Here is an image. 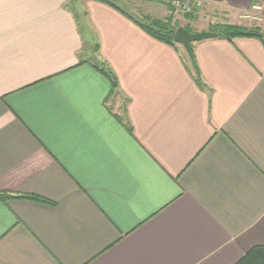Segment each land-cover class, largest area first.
Listing matches in <instances>:
<instances>
[{
    "label": "crops",
    "instance_id": "obj_1",
    "mask_svg": "<svg viewBox=\"0 0 264 264\" xmlns=\"http://www.w3.org/2000/svg\"><path fill=\"white\" fill-rule=\"evenodd\" d=\"M117 1L0 0V264H236L264 246V0L173 15L261 7L191 55L141 28L166 0Z\"/></svg>",
    "mask_w": 264,
    "mask_h": 264
},
{
    "label": "trees",
    "instance_id": "obj_2",
    "mask_svg": "<svg viewBox=\"0 0 264 264\" xmlns=\"http://www.w3.org/2000/svg\"><path fill=\"white\" fill-rule=\"evenodd\" d=\"M116 7L111 0H99ZM178 24L173 22L172 17L164 20H152L143 22L141 28L151 37L167 44L174 45L173 34ZM211 32L218 37L232 38L234 36L260 37L258 27H247L243 25L221 24L211 28ZM190 32V31H189ZM236 264H264V246H255L250 249Z\"/></svg>",
    "mask_w": 264,
    "mask_h": 264
},
{
    "label": "built area",
    "instance_id": "obj_3",
    "mask_svg": "<svg viewBox=\"0 0 264 264\" xmlns=\"http://www.w3.org/2000/svg\"><path fill=\"white\" fill-rule=\"evenodd\" d=\"M166 3L176 13L195 17L197 16V12L208 3V0H166ZM260 10L261 7L259 5H252L248 11L240 14V18L260 21L258 15Z\"/></svg>",
    "mask_w": 264,
    "mask_h": 264
},
{
    "label": "rangeland",
    "instance_id": "obj_4",
    "mask_svg": "<svg viewBox=\"0 0 264 264\" xmlns=\"http://www.w3.org/2000/svg\"><path fill=\"white\" fill-rule=\"evenodd\" d=\"M128 1V2H127ZM119 6L125 8L124 5H126V3H129V10L131 11V1L130 0H119L117 1ZM168 10H167V16L168 17H172L173 15H180V16H185V17H189L190 19L192 20H198L199 18V11L202 9H200L198 12H197V16L195 17H192V16H189V15H185V14H180V13H176L174 12L169 6L167 7ZM203 10V9H202ZM169 12V13H168ZM217 19H209L207 22H200L199 24H196V27H200L201 25H208V26H211L212 24H216L218 23V25H221V24H224V23H227V24H231V25H243V26H247V27H257L258 24H259V21H254V20H247V19H242L240 18V15H233V16H217L215 17ZM261 26V24H259ZM192 30H197L195 29V27L192 29Z\"/></svg>",
    "mask_w": 264,
    "mask_h": 264
},
{
    "label": "water",
    "instance_id": "obj_5",
    "mask_svg": "<svg viewBox=\"0 0 264 264\" xmlns=\"http://www.w3.org/2000/svg\"><path fill=\"white\" fill-rule=\"evenodd\" d=\"M215 37L216 34L213 32L203 31L191 33L181 26L177 27L173 34L174 42L181 45L188 55H191L192 43L213 39Z\"/></svg>",
    "mask_w": 264,
    "mask_h": 264
}]
</instances>
